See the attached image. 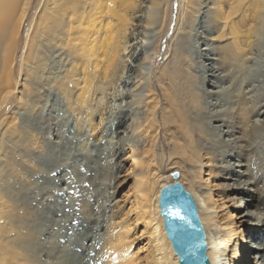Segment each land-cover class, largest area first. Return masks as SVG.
I'll use <instances>...</instances> for the list:
<instances>
[{
	"label": "bare ground",
	"instance_id": "6f19581e",
	"mask_svg": "<svg viewBox=\"0 0 264 264\" xmlns=\"http://www.w3.org/2000/svg\"><path fill=\"white\" fill-rule=\"evenodd\" d=\"M216 40L222 43L212 45ZM263 42L264 0H0V264H179L158 206L175 172L196 203L209 264H264V179L255 176L264 172V87L247 98L252 87L242 91L240 82ZM139 47L142 63L127 70L137 78L136 93L121 114L127 122L117 120L114 165L105 170V191L112 192L104 193L95 223L94 189H82L75 209L64 206L73 212L63 210L66 243L56 248L45 231L55 230L64 208L58 195L68 188L56 189L54 180L67 184L62 169L69 165L47 93L59 90L77 131L87 123L97 138L106 127L105 90ZM60 67L62 77H55ZM118 150L128 168L116 161ZM54 169L60 175L47 184L42 178ZM71 172L80 182L83 173ZM122 172V182L130 181L125 211L114 198ZM204 172L220 194L202 181ZM89 178L92 186L97 179ZM139 239L141 257L134 251Z\"/></svg>",
	"mask_w": 264,
	"mask_h": 264
},
{
	"label": "rangeland",
	"instance_id": "374dc122",
	"mask_svg": "<svg viewBox=\"0 0 264 264\" xmlns=\"http://www.w3.org/2000/svg\"><path fill=\"white\" fill-rule=\"evenodd\" d=\"M143 6H145V4ZM160 10H162V8ZM137 15H139V14H137ZM158 18L160 19L161 16L158 17ZM157 27L158 26H156L155 28H152L151 30H149V34L151 33L150 36H152V38H151L152 44L154 43L153 40H155L157 38V35H158V30H157L158 28ZM198 28H199V26H198ZM197 31H199V29L196 28V31L195 32H197ZM204 33H205V31H202L201 35L203 36ZM138 41L133 40L131 43H132V45L134 44V46H138ZM221 43L222 42L216 40L214 42V44L212 43V45H214V46H215V44L216 45H220ZM259 50H260L259 51L260 56L258 57L259 58L258 59L259 62L256 61L255 64L253 65V62H252V64H250L247 61V64L245 63L243 65V67H244L243 68V71L240 72V82H241V87H242V88L241 87L240 88L242 89V91H243V88L245 87V85H247V84H249V87H252L251 89L248 88V90H245L244 91L245 94L247 95V98H250L251 96L253 97V93H251V92H253L254 89L256 91V88L258 86H260L261 88L264 87V84H263V82H264V72H263L264 71V44L261 45V47L259 48ZM137 53H138V55H137V57L135 59H133V57L130 55L132 57V61L133 62L130 63L128 61V63L125 64L124 70L120 72V73H122L121 79L116 84H113L111 87L106 88V90H105V93L107 95V97H106L107 98V101L105 103L106 106H104L105 108L103 107L102 110H100V113L103 114V118H104V121L106 123V125H105L106 127L104 129H102L101 135H99L97 138L94 137V135L92 134L93 132H91V131L88 130L87 123H84L85 125H83L82 130L80 132L77 131V126L75 127L76 118L74 117V115L70 114L71 111L69 112V108H66V105H64V104H67V103H66V100L63 98L61 92H59V90H56V92L55 91L53 92L51 90L50 92L47 93V96H46V98L49 101L52 102V105H54L53 109L51 110V111L54 110L53 112H51V116H52L53 119H56L54 121H56L57 124H59V127L58 128L60 129L59 131H61L60 133H62L61 137H59L60 139L58 138L57 140H60L58 142H60V144L62 145V148L65 149V151L67 152V155H68V159H67L66 162L68 163L69 167H68V169L67 168L62 169V171L63 170H66V172L69 174L67 176V178H66V181H65V182H67V184H64V180H61L60 182L58 181V179H55L54 180V182H55L54 183V186H56V189H60V187H64L65 189L68 188L67 189L68 191L65 190L66 192L63 191V193H61L60 195H58L59 198H61L60 199V202L58 201V203H59L60 207H64V206L65 207H68V206L71 205L74 208V203H76V201L78 199V196H79V194H80V192L82 191L83 188H86V189L88 188L89 191L90 190L93 191V189H94V191H93L94 193L92 195L94 201H93V203H91V205H92V211H93V213H92L93 214V216H92L93 217V223H95V222L98 221L99 205L101 204L102 201L104 202V200H105V199H103L104 193H106V192L108 193V191H109V193L111 194V192H112V189H107V191H105V188H106V186L108 184L105 170H107V167L109 166V164H112L113 163V161L112 162L110 161L111 152H114L115 150H117V147H118L117 146L118 143H117V139H116L115 132H117V131L119 132L121 130L118 129L119 127L117 125L118 124L117 123V120L120 121V118H121L122 121H124L125 123L127 122L128 116H126L125 118H123V116L121 117V114H126V115L128 114L129 108H127V105L125 103L127 102L129 96L132 93H136V91H135L136 90L135 83H136L137 78L134 77V74H131V71L133 70L132 69L133 66H139V64L142 63V58L143 57H142V52L140 50V47L137 49ZM189 55L192 58L194 54H190L189 53ZM208 55H209V53L207 54V56ZM211 55H212V53H211ZM184 58L187 59V57H184ZM186 59H185V61L188 62V59L187 60ZM130 61H131V58H130ZM208 61L210 63H212L213 65L214 64L217 65L214 60H211V58ZM185 64H187V63H185ZM246 67L248 68V71H247V68ZM128 69H130L131 71L130 70L127 71ZM250 69H251V71H250ZM60 70H61V67H60L59 70H58V68H56V69L53 70L55 72V74H54L55 77L56 76L62 77V72H63L62 70H63V68L61 70L62 72ZM244 70H246V71L244 72ZM193 76H195V75H192V77ZM123 80L125 82L128 81L131 84L130 85H126V84L122 83ZM212 81L214 83H216V86H217V83H219L216 78H213ZM254 82H255L256 85L254 84ZM49 97H50V99H49ZM210 97L212 98V99L210 98L211 101H212L214 97L213 96H210ZM119 101H122V102H119ZM67 107H68V105H67ZM119 108L121 109L120 112H122V113L119 112V114L117 116V113H118ZM257 111L260 112V109L257 110ZM157 114H158V111H157ZM116 116H117V118H116ZM106 119H107V121H106ZM157 120L158 119L156 118V121ZM94 123L95 124H98L99 123V118L95 119L94 120ZM160 123H159V128H160ZM48 151H51V149L48 150ZM119 153H120V155L117 157L116 161L118 163H120L121 165H124V168L125 167L128 168V166H125V164H124L125 163L124 154L121 151L118 150V154ZM48 154L50 156H52V154L50 152ZM82 160H83V162H80ZM113 165H114V163H113ZM71 169L77 170L80 173L85 174V175H83V174L80 175V182H76L74 180L75 178H73V176L71 174L72 173L71 172ZM103 170H104V172H103ZM57 171L58 170H55V171L51 172L50 173V176L45 177V178H42V179L45 180L47 182V184H48L49 177L50 178H53V176L59 177L60 174H59V171L58 172ZM254 174H255V172L253 171L252 172V175H254ZM97 175H99V176H97ZM122 175H124V172L119 173L117 175L116 181L121 182V184H120V187L118 188L117 193L114 195V198L116 200V204L118 205V207L119 208L121 207V209L123 211H125L129 207V205H126V203H127L126 197L129 194L128 192H129L130 181H124V182H122L123 181L122 180ZM88 176L89 177H92L93 176V178L95 176L96 179H97L95 181V183L93 182L94 184L92 186H89V183H88L89 181L88 180L90 178ZM113 176H114V174L111 176L112 177L111 179H113ZM255 176L258 179L259 178L260 179H262V178L264 179V172L261 173V174L258 173ZM201 178H202V181H204V182L206 181L207 182L206 184H208L212 188V191L214 192V194H218L219 193V189H220L219 186L218 185H215L214 182H212L211 180H209V178L207 177V173L206 172H204V174L201 175ZM113 180L115 181V179H113ZM112 181H111V183H112ZM57 182H58V184H57ZM71 184H73V185H71ZM47 187H51V185L50 186H47ZM49 194L51 195V193H49ZM55 194H56V192L54 193V195ZM105 195L107 196V194H105ZM218 196L219 195H216L214 197V199L218 202V204H221L223 201H221ZM49 200L50 199L48 198L47 201H49ZM66 200H67V202H65ZM263 200H264V194H263ZM43 203H41V206L43 205ZM248 203L249 202H247V204ZM93 204H94V206H93ZM104 204L106 205V201L104 202ZM119 205H121V206H119ZM65 207L62 210L59 211L60 213H58L57 216H56V218H55L56 219V225H55L56 227H55V230H54V227H48L46 229V231H45L46 233H49L50 232L53 235V238L55 237V244L54 245H55L56 248H58V246H59V249H60L61 245H63V244L66 243L65 242L66 238L63 237V239H62V236H63V232H62L63 229H62V227H64V226H62L63 223L60 226L59 225L60 223L58 222V221L62 222V220L64 219L63 218V215H64L63 210L66 209L64 211L65 214L70 210L69 208H65ZM261 208H263V207H261ZM72 212H73V209L70 210V214ZM62 213H63V215H62ZM107 215H108V213L106 212L105 213V216H107ZM50 217H52V215H50ZM228 222H230V223L231 222H234V225L236 223H238L237 220L231 221L230 217L228 219ZM65 224L67 225L68 222H66ZM201 224H202V222H201ZM235 226H237V224ZM94 228H95L94 225H93V227L89 226V227H87V229L85 228V233H88V236H90V235L92 236L95 233V229ZM101 228H103V227H101ZM52 229L54 231H52ZM60 230H61V232H60ZM100 232H101V230H100ZM53 233H55V234H53ZM139 235L140 234H137L135 236V239H138L139 238ZM57 236H59V237H57ZM206 243H207V241H206ZM135 244H136V247L138 246L137 247L138 249L135 247L134 248V251L135 252H139V250H140L139 256L141 257L142 251H144V248H143L144 243H142L140 241V239H139L138 242H136ZM247 244H248V248L250 250L251 249L253 250V247H255V246L252 247L253 244L251 242H248ZM246 247H247V245H246ZM76 250L74 252H77L76 253L77 256L76 257L74 256V258H77L79 256L78 254H80V250L79 249H76ZM87 257L90 258L89 251L87 252ZM87 264H89V263H87ZM90 264H93V262H90ZM250 264H258V263L252 262Z\"/></svg>",
	"mask_w": 264,
	"mask_h": 264
},
{
	"label": "water",
	"instance_id": "95a60500",
	"mask_svg": "<svg viewBox=\"0 0 264 264\" xmlns=\"http://www.w3.org/2000/svg\"><path fill=\"white\" fill-rule=\"evenodd\" d=\"M162 186L158 195L163 228L179 264H209L206 236L198 216L196 203L177 181Z\"/></svg>",
	"mask_w": 264,
	"mask_h": 264
}]
</instances>
